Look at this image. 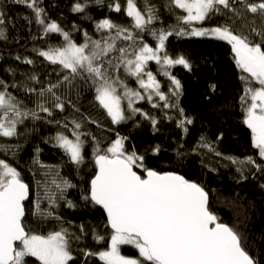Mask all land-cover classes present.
<instances>
[{
  "label": "snow or ice",
  "instance_id": "1",
  "mask_svg": "<svg viewBox=\"0 0 264 264\" xmlns=\"http://www.w3.org/2000/svg\"><path fill=\"white\" fill-rule=\"evenodd\" d=\"M15 2L27 4L33 10L36 23L42 26L45 35L60 33L63 36L66 43L62 46H48L47 50L39 51L38 55L52 64L61 65L62 69L68 70V75L62 81L48 82L46 85L39 76L28 75L27 80L40 84L39 88L13 83L12 87H23L26 93L36 95L33 109L24 107L23 102L8 91L9 85L0 79V137L21 135L18 125L24 124L28 118L55 122L61 130L54 137H49V141H54L55 146L63 149L69 162L77 167L84 163L85 144L91 139L96 171L90 180L88 194L82 195V199L102 206L106 211L111 233L105 250H83V256H98L104 264H261V258L250 254L243 246L240 234L228 224L220 222L209 210L208 194L199 183L176 172L157 171L148 167L144 155L134 149L126 150L127 138L118 133L116 139L102 149L95 136L83 131L88 123L99 126L98 121L80 113L76 104L70 98H62L57 90L62 84L72 85L79 77L94 89V101L98 108L104 110L111 123L125 122L131 115L140 113L155 126L157 120L142 109L134 107L135 101L146 99L151 102L153 96H156L165 102V108L174 105L168 103L169 96L161 91L157 74L148 68L149 62L155 61L163 75L169 78L170 92L175 97L181 94L182 84L169 69L176 65L189 71L192 68L185 55L172 56L168 53L169 37H210L226 41L231 45L237 66L242 73L247 74L241 76L244 83L243 95L240 97L245 114L243 122L251 130L252 143L258 149L259 157L264 158V28L253 26L251 29L236 31L232 26L234 18L242 19L241 8L264 20V0H170V7L174 5L186 13L177 19L187 27L169 26L167 29L152 27L159 17L149 0H144L142 5H138L137 0H125L123 10L131 18V24L125 27L105 17L96 21L95 27L97 31L107 30L108 34L101 40H91L85 32L87 39L83 44L75 43L69 32L64 31L57 21L51 20L40 6L39 0ZM93 2L102 4L103 0ZM87 7L88 0H77L72 11L81 13ZM108 7L115 12L122 10L120 0H112ZM227 13L231 15L227 16L223 24L213 27L192 26L193 22H203L213 14ZM144 33L153 38L155 46L145 41ZM7 39L6 13L0 8V40ZM118 41L131 43L118 46ZM109 54L115 55L106 59ZM20 59L17 55L16 60ZM24 62L34 63L31 59H25ZM121 65L128 76L136 79L138 89L130 88L120 79ZM7 71L14 73L11 68ZM118 88L123 89L122 93ZM209 88L215 91L216 85L210 84ZM125 99L126 106L123 102ZM66 104L74 113L79 114L80 119L74 116L71 119L65 117L63 122L48 119L55 110L64 112ZM152 107L159 108L160 105L152 104ZM127 110H130L129 115L125 114ZM178 112L182 117L178 126L187 132L185 125L193 121L184 116L182 108H178ZM41 113L47 115L41 116ZM200 146L215 152L214 146L207 143L203 136ZM7 148L6 145H0V150ZM153 152L159 153L160 147L157 145ZM215 154L221 155L218 152ZM227 159L232 163L239 162L235 157ZM38 162L34 160V163ZM246 162L254 165L257 170L264 171V164L256 163L253 157H247ZM51 183L60 193V199H65L63 193L67 188L75 187L62 177L59 182L53 179ZM44 195L50 207L57 203L55 193L47 187L46 182ZM28 197L29 185L23 180L21 173L5 159H0V264H29V258H34V264H69L74 261L76 258L69 242L79 237H73L64 228L41 234L32 231L25 224V201ZM67 203L69 207H75L71 201ZM33 214L47 218L53 216V211L41 209L38 197ZM94 239L103 241L105 237L94 234ZM122 245L136 248L139 258L122 255Z\"/></svg>",
  "mask_w": 264,
  "mask_h": 264
},
{
  "label": "trees",
  "instance_id": "2",
  "mask_svg": "<svg viewBox=\"0 0 264 264\" xmlns=\"http://www.w3.org/2000/svg\"><path fill=\"white\" fill-rule=\"evenodd\" d=\"M75 2L77 0H39L46 15L57 21L64 31L69 32L71 39L77 44L85 42L87 39L85 32L91 40H101L106 36L107 30L101 32L95 27V22L105 17L125 27L131 24V18L127 17L123 10L125 0H120L121 12L109 9L108 4L112 0H103L102 4L88 0L85 11L78 13L72 11ZM143 2L144 0H137L138 5H142ZM149 2L155 7L159 17L152 27L165 29L169 26L187 27L183 21L177 19L186 13L174 5L170 7V0ZM0 8L6 13L8 36L7 40H0V79L9 85L8 91L22 101L24 107L33 109L36 95L26 93L23 87L11 85L16 83L39 88L40 84L27 80V76L31 74L39 76L45 85L48 82L62 81L63 77L68 75V70L62 69L59 64H52L39 56L38 52L47 50L48 46H62L66 42L60 33L45 35L42 26L36 23L33 10L28 8L27 4L16 3L15 0H0ZM240 12L242 19L234 18L232 24L234 30L242 31L253 26L264 28V20L258 15L251 14L243 8ZM230 15L231 13L213 14L203 22H193L192 26L213 27L225 23L227 16ZM144 39L155 46V41L147 33H144ZM117 43L118 46H124L131 42ZM167 50L172 56L185 55L192 68L189 71L181 65H176L169 69L182 84L181 94L175 97L170 92L169 78L163 75L155 61L149 62L148 68L157 74L161 91L169 96L168 103L174 105L165 108V102L156 96H153L151 102L146 99L135 101L134 107L142 109L157 120L155 126L140 113L131 115L125 122L111 123L104 110L97 107L94 89L79 77L72 85L62 84L57 94L62 98H70L80 113L98 121L99 126L88 123L83 131L95 136L102 149L107 148L118 133L121 137L127 138L126 150L134 149L144 155L148 167L157 171L176 172L188 180L199 183L208 194L209 210L220 222L237 231L242 238L243 246L250 254L260 257L261 264H264V171L257 170L254 165L246 162L247 157H253L256 163L264 164V158L259 157L258 149L252 143L251 130L243 122L245 114L242 111L240 97L243 95L244 83L241 76L247 74L242 73L237 66L231 45L226 41L210 37L173 35L169 37ZM17 55L21 57L20 60H16ZM112 55L115 54H109L106 59H110ZM25 59H31L34 63L27 64L24 62ZM9 68L14 69V73L8 72ZM119 76L130 88H139L136 79L126 74L123 65L120 67ZM210 84L216 85L215 91L209 88ZM118 91L122 93L123 89L118 88ZM123 102L126 106L127 100ZM152 104H159L160 107L153 108ZM178 108H182L184 116L193 121L185 125L187 132L178 126V121L182 118ZM125 114L129 115L130 110ZM46 115L41 113V116ZM73 116L80 119L79 114L74 113L66 104L64 112L55 110L48 119L63 122L65 117L71 119ZM59 130L61 129L55 122L47 123L42 119L28 118L24 124L18 125V132L21 135L0 137V145L8 146L6 150H0V159H5L16 167L29 185V197L25 201V224L32 231L41 234L64 228L73 237H79L69 242L76 258L69 264H104L98 256L87 258L83 256V250L93 252L105 250L111 233L102 208L90 200L82 199V195L88 194L90 180L96 171L93 142L90 138L86 142L84 163L77 167L69 162L63 149L55 146L54 141H49V137H54ZM202 136L207 143L214 146L215 152L221 155L217 156L215 152L201 147ZM157 145L160 152L154 153L153 149ZM228 157H235L239 162L232 163ZM34 160L39 162L34 163ZM140 171L143 175V171ZM61 177L75 185L64 191L65 199H60V193L51 183L53 179L59 182ZM45 182L57 197V203L51 207L44 195ZM38 197L41 209L53 211V216L42 218L33 214ZM67 201H71L75 207H69ZM56 217L60 219L57 220ZM94 234L104 236L105 240H95ZM121 254L139 258L138 250L131 245H122ZM29 264H34V258H29Z\"/></svg>",
  "mask_w": 264,
  "mask_h": 264
},
{
  "label": "water",
  "instance_id": "3",
  "mask_svg": "<svg viewBox=\"0 0 264 264\" xmlns=\"http://www.w3.org/2000/svg\"><path fill=\"white\" fill-rule=\"evenodd\" d=\"M178 174V173H177ZM180 175V174H179ZM208 202H209V197H208ZM100 208H102V206L98 205ZM102 210L105 212L106 218H107V214L106 211L102 208Z\"/></svg>",
  "mask_w": 264,
  "mask_h": 264
},
{
  "label": "rangeland",
  "instance_id": "4",
  "mask_svg": "<svg viewBox=\"0 0 264 264\" xmlns=\"http://www.w3.org/2000/svg\"><path fill=\"white\" fill-rule=\"evenodd\" d=\"M197 22H200V21H197ZM194 23H196V22H194ZM101 251V250H100Z\"/></svg>",
  "mask_w": 264,
  "mask_h": 264
}]
</instances>
